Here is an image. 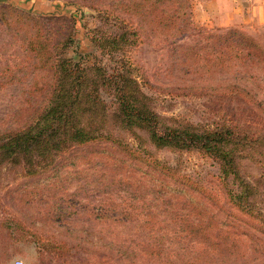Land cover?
<instances>
[{"label":"rangeland","instance_id":"obj_1","mask_svg":"<svg viewBox=\"0 0 264 264\" xmlns=\"http://www.w3.org/2000/svg\"><path fill=\"white\" fill-rule=\"evenodd\" d=\"M201 1L189 0L194 25L175 40L177 44L190 45L207 31L229 27L264 40V23L219 26V15H211L212 24L204 23L196 11ZM94 4L95 0H0V7L30 11L46 28L62 32L68 25L73 42L67 56L88 66L96 57L114 66L123 52L115 48L119 45L114 44L113 51H101L100 46L132 24L93 9ZM57 16L74 18L73 25L50 20ZM0 33L1 48L10 35L8 30ZM132 38L136 42L124 47L126 58L161 119L213 128L256 118V112L239 101L190 87L194 82L171 57L170 43L143 29ZM8 88L0 97V120L10 112L18 86ZM262 124L257 123L258 128ZM136 132L137 138L123 131L118 137L169 164L177 174L219 192L221 171L213 156L157 148L144 131ZM260 135L251 154L240 161L241 179L251 185L249 193L221 197L223 211L211 200L199 199L189 207L185 200H169L152 180L141 179L135 169L131 176L115 157L98 153L95 144L78 146L38 175L27 174V166L0 155V264H264V131ZM227 182L235 191L243 183L233 178ZM122 218L126 221H119ZM200 218L204 225L192 228Z\"/></svg>","mask_w":264,"mask_h":264},{"label":"trees","instance_id":"obj_2","mask_svg":"<svg viewBox=\"0 0 264 264\" xmlns=\"http://www.w3.org/2000/svg\"><path fill=\"white\" fill-rule=\"evenodd\" d=\"M95 2L93 9L117 14L132 24L128 27L126 23L123 32L100 46L101 51L109 47L113 51L111 47L119 45L115 48L123 52L115 57L114 66L97 57L88 66L67 56L65 51L73 42L68 25L60 32L57 27L46 28L30 11L0 7V31L8 30L10 35L0 48V97L8 87L18 86L10 112L0 120L2 159L24 164L27 174L38 175L78 146L95 144L98 153L115 157L122 170L131 176L134 169L142 173L141 179L152 180L162 196L185 200L184 206L211 200L223 211L221 197L248 195L251 185L241 179L240 161L251 154L264 131V124L261 129L257 125L264 123V40L242 28L229 27L207 31L190 45L177 44L175 40L194 25L189 0ZM50 20L73 25L74 18ZM142 29L170 43L171 57L194 82L190 87L239 101L254 110L256 118L213 128L161 119L126 58L124 47L136 42L132 37ZM137 130L144 131L157 148L198 150L213 156L220 165L219 192L177 174L169 164L146 156L143 148L134 149L118 137L123 131L137 138ZM232 178L243 182L239 191L229 188L227 181ZM194 225L191 227L204 224L200 218Z\"/></svg>","mask_w":264,"mask_h":264},{"label":"crops","instance_id":"obj_3","mask_svg":"<svg viewBox=\"0 0 264 264\" xmlns=\"http://www.w3.org/2000/svg\"><path fill=\"white\" fill-rule=\"evenodd\" d=\"M198 5L204 23L212 24L211 15H219V26L264 23V0H202Z\"/></svg>","mask_w":264,"mask_h":264},{"label":"built area","instance_id":"obj_4","mask_svg":"<svg viewBox=\"0 0 264 264\" xmlns=\"http://www.w3.org/2000/svg\"><path fill=\"white\" fill-rule=\"evenodd\" d=\"M22 262L21 261H18L17 264H21Z\"/></svg>","mask_w":264,"mask_h":264}]
</instances>
